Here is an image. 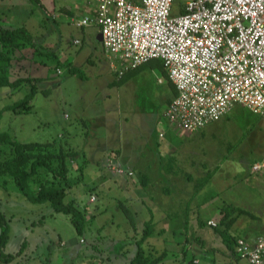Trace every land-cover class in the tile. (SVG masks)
<instances>
[{
    "label": "rangeland",
    "instance_id": "1",
    "mask_svg": "<svg viewBox=\"0 0 264 264\" xmlns=\"http://www.w3.org/2000/svg\"><path fill=\"white\" fill-rule=\"evenodd\" d=\"M47 1L45 8L32 1L27 7H14L13 11H23L29 18L24 24L0 22L12 27L25 25L36 45L42 47L40 54L28 45L17 51L10 68L12 74L44 77L36 82L27 113L5 108L24 97L30 85L18 89L0 86V130L21 142L55 139L75 150L67 176L77 184L69 190L66 200H73L89 218L85 233L79 235L66 214L55 212L48 202L27 201L9 183L7 191L0 188V211L8 220V240L3 251L13 253L22 242L27 247L11 262L0 264H130L135 240L153 215L151 196L161 193L160 185L150 181L161 177L166 163L156 148L159 134L169 140L178 133L162 114L167 83L164 77L158 83L160 78L153 70L155 61L122 71L121 75L120 70L110 68L109 58L97 39L98 26L91 23L77 27L74 23L82 17L93 18L96 0ZM183 1L174 0L173 14L179 12ZM8 3L5 1V6ZM46 8L60 13L57 21L46 15ZM31 9L33 15L27 16ZM70 66H74L73 72ZM190 139L183 146L190 158L205 162L212 158L223 163V179L238 185L239 193L236 189L232 193L245 195L247 203H264V187L254 183L264 179L251 172V165L264 153L262 116L236 104L219 121L192 134ZM77 166H82V171ZM119 167L134 171L131 175L119 174ZM141 171L150 179L145 186L138 175ZM169 187L175 188V184ZM213 197V204L199 215L203 220L207 213H213L211 208L226 200L224 195ZM235 200L238 199L233 204ZM205 228L214 236L221 234ZM182 234L180 230L177 238ZM161 244L166 245L165 251L174 249L180 255L173 236L166 242L160 234L148 237L143 247L151 251L155 245L160 252ZM207 262V258L202 260ZM157 264L176 262L169 255Z\"/></svg>",
    "mask_w": 264,
    "mask_h": 264
},
{
    "label": "built area",
    "instance_id": "2",
    "mask_svg": "<svg viewBox=\"0 0 264 264\" xmlns=\"http://www.w3.org/2000/svg\"><path fill=\"white\" fill-rule=\"evenodd\" d=\"M173 2L96 0L93 18L73 22L98 26L120 75L155 58L163 61L176 89L163 116L178 131L194 133L236 104L264 118V0H184L176 14ZM117 172L132 174L121 167ZM251 172L264 175V153ZM234 249L247 264H264L263 236L254 243L239 237Z\"/></svg>",
    "mask_w": 264,
    "mask_h": 264
},
{
    "label": "crops",
    "instance_id": "3",
    "mask_svg": "<svg viewBox=\"0 0 264 264\" xmlns=\"http://www.w3.org/2000/svg\"><path fill=\"white\" fill-rule=\"evenodd\" d=\"M5 1H9L6 4L8 8L5 6ZM44 1L48 2L47 0H40L43 8L46 7ZM29 2L30 0H0V22L3 24L26 23L29 18L25 16L24 12L22 11V14V12H16L12 9L14 7H27ZM5 9L7 10L4 11ZM54 10V8L51 10L46 8L43 11H45L46 15L50 14L55 22L60 13ZM65 10L68 12L67 9ZM33 11L31 9V13L27 16H32ZM103 53L105 54L104 50ZM110 68H112L111 65ZM153 70L158 75L157 77L160 78L159 84H161V77H164V83H167V93L164 92L166 95L163 96L164 111L172 98V94L174 97L176 89L156 66H153ZM167 100L169 101L165 104ZM177 132L169 140L164 138L165 135L159 134L161 139L156 145L159 157L165 160L166 163L162 168L163 171H160V178L158 176V178H153V180L149 179L151 182L158 183L161 189L159 195L153 194L151 196L150 202L153 205L154 211L152 214L155 216L156 227L149 238L160 234L163 235V239L166 242L173 236L174 247H178L181 253L179 252L180 255H178L174 249L167 250H169L170 255L172 253L175 254L171 258L176 259V264H247L246 259L236 255L234 251L235 240L242 237L248 242L254 243L256 238L260 236L264 237V203H260L259 205L247 203L245 195L244 197H241V194L238 195L239 189L237 183L225 181L222 177L223 163L214 162L212 158H209L211 162H205V160H199L198 158H190L183 148L191 140L190 138L194 133H184L178 130ZM185 156L187 157L186 159ZM146 166L149 167L148 165ZM146 177L145 179L148 182V176ZM258 177L264 179V175ZM254 183H259L260 187H264L262 186L264 182L256 180ZM174 184L175 188L171 189L169 186ZM234 189L238 193H232ZM227 192H230V194ZM214 195H224V199L226 200L218 202L215 208H211L213 213H207L205 220H203V217H199V215L203 213L204 209L209 207L211 201L215 198L213 197ZM234 199H238L235 200V204L232 202ZM239 203L242 205H239ZM144 205H146L145 202ZM190 212L192 218L189 216ZM171 216L175 217L172 219ZM193 216H195L194 219ZM208 221H213L217 225L212 226L208 224ZM159 223L160 226L158 227ZM222 223L224 225L219 227ZM206 226L213 228L214 233L221 231V234L214 236L213 233L205 228ZM222 229L233 237L229 246L223 238ZM180 230L183 234L182 236L180 235V238H177L176 234ZM167 232L169 234H166ZM171 243L169 244L171 245ZM152 246L154 248L155 245ZM165 246L160 245L161 251L165 250ZM154 249L155 251L159 250L156 246ZM204 258L209 259V262L202 263Z\"/></svg>",
    "mask_w": 264,
    "mask_h": 264
},
{
    "label": "trees",
    "instance_id": "4",
    "mask_svg": "<svg viewBox=\"0 0 264 264\" xmlns=\"http://www.w3.org/2000/svg\"><path fill=\"white\" fill-rule=\"evenodd\" d=\"M30 1L42 5L40 0ZM27 45L37 51L38 54L42 53L39 52L42 47L36 45L32 33L25 25L16 27L0 25V86L18 89L25 84L30 85L29 92L24 97L6 106V110H11L14 113H27L31 110L30 101L36 92V82L44 78L43 76L33 77L28 74L18 76L12 74L10 68L13 65L14 54ZM150 61H155L154 65L168 79L163 61L159 58ZM73 71L74 66H70V72ZM75 153V150L64 147L62 143L55 139L46 142H21L0 130V188L7 191L9 183H12L27 201L31 203L48 202L55 212L66 214L76 232L83 235L89 217L83 215V212L75 205L73 200H66L69 190L77 184L75 179H70L67 176ZM76 168L78 171H82V166ZM138 175L142 177L141 183L145 186L147 175L142 171ZM171 217L173 219L175 216ZM7 221L0 211L1 263L11 262L27 247L26 242H22L13 253L3 251L8 240ZM222 225L224 223L219 227ZM225 225L227 224L225 223ZM155 227L156 222L153 216L145 221L142 235L135 240V251L129 260L130 264H157L170 255L169 251L159 252L155 251L154 248L149 251L143 247L144 242L152 235ZM225 234L224 229H222L223 238L229 246L233 237L228 234L225 236ZM92 247L97 249L95 245H92ZM171 256H175V254L172 253Z\"/></svg>",
    "mask_w": 264,
    "mask_h": 264
},
{
    "label": "water",
    "instance_id": "5",
    "mask_svg": "<svg viewBox=\"0 0 264 264\" xmlns=\"http://www.w3.org/2000/svg\"><path fill=\"white\" fill-rule=\"evenodd\" d=\"M98 41H101V35L98 34V37H97Z\"/></svg>",
    "mask_w": 264,
    "mask_h": 264
}]
</instances>
